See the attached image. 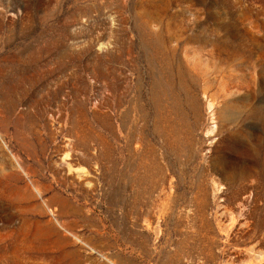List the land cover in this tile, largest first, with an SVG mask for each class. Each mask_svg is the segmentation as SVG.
Wrapping results in <instances>:
<instances>
[{
  "label": "rangeland",
  "instance_id": "rangeland-1",
  "mask_svg": "<svg viewBox=\"0 0 264 264\" xmlns=\"http://www.w3.org/2000/svg\"><path fill=\"white\" fill-rule=\"evenodd\" d=\"M0 264H264V0H0Z\"/></svg>",
  "mask_w": 264,
  "mask_h": 264
},
{
  "label": "bare ground",
  "instance_id": "bare-ground-1",
  "mask_svg": "<svg viewBox=\"0 0 264 264\" xmlns=\"http://www.w3.org/2000/svg\"><path fill=\"white\" fill-rule=\"evenodd\" d=\"M248 185H249V184H248ZM237 186H238V185H237ZM248 189H249V188H248ZM248 191H249V190H248ZM250 191H252V190H250ZM234 192H235V191H234ZM240 192H241V191H240ZM226 193H227V192H226ZM235 193H237V192H235ZM237 194H238V193H237ZM237 194H236V196H237ZM248 194H250V193H247V195H248ZM231 195H232V194H231ZM231 195H230V196H231ZM234 195H235V194H234ZM234 195H233V196H234ZM240 195H244V194H240ZM244 197H245V196H244ZM229 198H230V197H229ZM229 198H228V200H229ZM231 198L233 199V197H231ZM237 198H238V197H237ZM239 198H240V197H239ZM257 198H258V197H257ZM234 199H235V198H234ZM241 199H242V200L244 199L243 202H246V201H249V200H250V196L248 195L246 198H243V196H242ZM254 199H255V198H253L252 200H254ZM235 200H236V199H235ZM242 200H241V201H242ZM229 202H230V201H229ZM238 202H239V201H238ZM256 202H258V201H256ZM202 203H203V202H202ZM226 203H227V202H226ZM235 203H236V202H235ZM240 203H241V202H240ZM249 203H250V202H249ZM241 204H242V203H241ZM244 205H245V204H244ZM227 206H229V205H227ZM227 206H226V207H227ZM238 206H241V205H238ZM238 206H237V207H238ZM242 206H243V204H242ZM198 208H199V207H198ZM227 208H228V207H227ZM230 208H232V207H230ZM234 208H235V207H234ZM228 209H229V208H228ZM228 209H226V210H228ZM231 210L234 211L233 209H231ZM200 211H201V210H200ZM226 213H227V212H226ZM229 213H230V212H229ZM245 213H246V212H245ZM203 214H204V213H203ZM185 216H186V215H185ZM236 218H237V217H236ZM240 218H241V217H240ZM243 220H244V219H243ZM234 221H235V220H233V222H234ZM247 227H248V226H247ZM250 227H251V226H250ZM247 230H248V229H247ZM250 231H251V230H250ZM247 233H248V232H247ZM243 236H244V235H243ZM208 238H209V237H208ZM211 238H212V237H211ZM210 240H211V239H210ZM236 240H237V239H236ZM208 241H209V240H208ZM259 241H260V240H259ZM231 250H232V249H231ZM235 252H236V251H235ZM235 252H234V253H235ZM212 253H213V252H212ZM236 255H237V254H236ZM236 255H235V256H236ZM237 257H238V256H237Z\"/></svg>",
  "mask_w": 264,
  "mask_h": 264
}]
</instances>
